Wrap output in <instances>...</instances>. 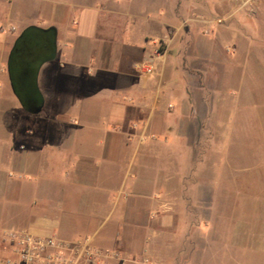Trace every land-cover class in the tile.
Here are the masks:
<instances>
[{
    "label": "crops",
    "instance_id": "1",
    "mask_svg": "<svg viewBox=\"0 0 264 264\" xmlns=\"http://www.w3.org/2000/svg\"><path fill=\"white\" fill-rule=\"evenodd\" d=\"M226 4L236 5L237 0H0V108H4L5 120L10 117L13 99L18 103L7 73L9 52L18 37H10L15 31L9 26L12 11L16 5L29 10L36 6L45 15L27 21L24 28L54 27L57 32L55 58L40 67L37 80L43 98L41 112L48 125L43 130L23 127L0 134V228H24L59 238L58 213L69 199L67 187H79V194L87 187L84 176L88 170L82 157L81 162L76 160L78 152L71 144L74 131L69 128H80L76 124L81 116H76L73 108L90 102L105 105L101 126L110 135L104 162L96 161L91 169L101 177L91 210L101 205L105 218L113 215L116 196L124 193H131L140 207L147 199L157 209L166 208L164 201L154 197L163 192L168 181H184L175 169L179 165H189V176L195 182L203 175L197 167L205 166L206 183H225L229 161L198 158V152L213 150L214 143L190 145L196 155L188 163L167 156L165 151L182 148V128L188 119L199 125L200 104L210 107L217 102L218 49L214 41H224L222 52L224 46L236 42L237 33L232 29L229 38L223 37L211 14ZM68 9L75 13L66 20ZM160 45L165 48L163 53L157 51ZM147 60H152L155 68L149 76L137 70V65ZM213 113L210 107L207 117ZM56 124L62 127L54 130ZM196 129L199 134L200 127ZM210 131L207 128L206 134ZM227 131L222 134L229 135ZM158 135L164 140L157 139ZM105 142L98 140L93 145ZM153 147L161 148L157 156L150 155H155ZM119 162L123 166L116 177ZM152 169H172L177 177L165 176L157 183L149 176ZM46 171L50 172L48 178ZM71 175L72 179H66ZM218 192L221 198L227 194ZM106 194L113 199L107 200ZM168 222L167 217L145 220L117 215V224L123 227L118 239L126 248L138 245V240L131 243L127 227L149 228L151 223L162 227Z\"/></svg>",
    "mask_w": 264,
    "mask_h": 264
},
{
    "label": "rangeland",
    "instance_id": "2",
    "mask_svg": "<svg viewBox=\"0 0 264 264\" xmlns=\"http://www.w3.org/2000/svg\"><path fill=\"white\" fill-rule=\"evenodd\" d=\"M37 10L36 6L29 10L25 5H16L9 25L15 31L10 37H17L25 29L27 21H36L45 15V12ZM74 13V10L68 9L66 20ZM59 15L60 11L57 17ZM212 16L223 37L229 38L232 29L237 33L236 42L224 46L222 52L224 41L219 38L214 41L218 49L217 102L210 104L214 113L208 118L209 104H200L199 125L196 126L195 119H188L182 128V148L166 149L165 153L188 163L196 155L190 150V145L195 142L214 143L213 150L198 152V158L229 161L228 180L223 184L206 183L203 166L197 167L203 175L195 182L189 176V165H179L175 169L181 172L184 181H168L163 192L154 197L164 201L166 208L157 209L147 199L140 207L131 193H124L116 196V212L105 218L101 205L93 210L90 207L95 196L94 189L101 184L99 172L91 169L96 161L104 160L109 149L110 135H106L101 126L105 105L90 102L76 106L73 109L78 112L76 116H81L76 124L80 128L75 125L69 128L74 131L71 144L72 149L78 152L76 160L79 163L82 157L83 166L88 170L84 176L87 187L83 188V194H79V187H67L69 199L58 213L61 224L57 235L60 239L88 238L95 247H116L130 256L145 253L158 264H264V0H237L236 5L221 6L220 11L212 13ZM206 33L203 30V34ZM164 50L162 45L157 49L159 53ZM13 102L7 120L2 111L4 108H0V134L23 127L31 130L46 128L45 113L29 114L15 99ZM53 127L59 130L62 126L56 124ZM196 127H200L199 134H196ZM207 128L211 130L209 135L206 134ZM227 130L229 135H223V131L227 133ZM156 138L164 140L163 135ZM98 140L106 142L103 146L93 145ZM160 149L153 147L155 155H150L157 156ZM134 162H139V154ZM122 166V162L116 166V177H119ZM148 172L157 183L165 176L177 177L172 169L158 172L152 169ZM55 174L59 178V173ZM44 175L48 178L50 172L46 171ZM66 179H72V175ZM220 190L227 193L225 197H220ZM105 197L113 199L108 194ZM117 215L145 220L167 217L169 222L162 227L157 226L156 221L149 228L127 227L131 243L138 240L139 246L130 244L126 248L118 239L123 227L117 224Z\"/></svg>",
    "mask_w": 264,
    "mask_h": 264
},
{
    "label": "built area",
    "instance_id": "3",
    "mask_svg": "<svg viewBox=\"0 0 264 264\" xmlns=\"http://www.w3.org/2000/svg\"><path fill=\"white\" fill-rule=\"evenodd\" d=\"M144 75L154 73L152 60L137 65ZM0 264H158L150 255H126L99 248L91 240H63L40 236L27 230L0 228Z\"/></svg>",
    "mask_w": 264,
    "mask_h": 264
},
{
    "label": "water",
    "instance_id": "4",
    "mask_svg": "<svg viewBox=\"0 0 264 264\" xmlns=\"http://www.w3.org/2000/svg\"><path fill=\"white\" fill-rule=\"evenodd\" d=\"M56 34L54 27H26L18 35V48L7 64L12 93L23 110L32 115L40 113L43 107L38 73L44 63L55 58Z\"/></svg>",
    "mask_w": 264,
    "mask_h": 264
},
{
    "label": "trees",
    "instance_id": "5",
    "mask_svg": "<svg viewBox=\"0 0 264 264\" xmlns=\"http://www.w3.org/2000/svg\"><path fill=\"white\" fill-rule=\"evenodd\" d=\"M20 42V39L17 37L16 40L14 41L12 48L10 49L9 56H8V61H11V58L14 55L15 50L18 48V43Z\"/></svg>",
    "mask_w": 264,
    "mask_h": 264
}]
</instances>
